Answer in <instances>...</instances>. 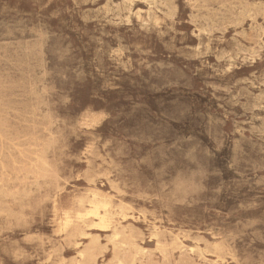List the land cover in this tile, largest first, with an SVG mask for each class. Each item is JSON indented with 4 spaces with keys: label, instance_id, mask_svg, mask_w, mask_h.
I'll return each instance as SVG.
<instances>
[{
    "label": "rangeland",
    "instance_id": "1",
    "mask_svg": "<svg viewBox=\"0 0 264 264\" xmlns=\"http://www.w3.org/2000/svg\"><path fill=\"white\" fill-rule=\"evenodd\" d=\"M5 56L44 77H0V264L264 262V0H0Z\"/></svg>",
    "mask_w": 264,
    "mask_h": 264
},
{
    "label": "bare ground",
    "instance_id": "2",
    "mask_svg": "<svg viewBox=\"0 0 264 264\" xmlns=\"http://www.w3.org/2000/svg\"><path fill=\"white\" fill-rule=\"evenodd\" d=\"M146 1V0H144ZM166 1V0H165ZM150 4V3H149ZM194 6V5H193ZM141 9V8H140ZM138 9V10H140ZM173 9V8H172ZM176 9V8H175ZM247 9V8H246ZM143 10V9H142ZM247 11V10H246ZM253 12V11H252ZM248 15V14H247ZM221 16V15H220ZM243 20V19H242ZM249 36V35H248ZM258 37V36H257ZM256 37V38H257ZM252 39V38H251ZM254 39V38H253ZM259 40V39H258ZM254 41V40H253ZM256 41V39H255ZM259 42V41H258ZM261 46V45H260ZM198 47V46H197ZM257 53V52H256ZM4 60V68L0 67V77H44V76H40V75H36L34 74V72H32V69L29 67L30 65V62L27 58H25V56L21 57V58H16V59H8L5 58L3 59ZM43 73V72H42ZM263 105V104H262ZM98 119V115L96 114H89L86 118V121L87 122H90V123H93L95 122L96 120ZM3 125L5 126V124L3 123ZM8 127V126H7ZM4 128V127H3ZM8 129L10 130L11 127H8ZM262 132H264V129H260ZM2 134V132L0 133ZM2 137V136H1ZM33 146V145H32ZM17 147V146H16ZM23 148V147H22ZM90 148V147H89ZM2 152V151H1ZM21 152V151H19ZM36 156L38 157V155L36 154ZM2 162V161H1ZM14 163H16L14 161ZM32 163V162H31ZM33 164V163H32ZM3 165V164H2ZM35 172H37L40 176H44L47 178V180L49 181V183L51 185H54L58 190H62L63 187L61 185V183L59 182L58 180V177L56 175V170L55 168L53 167V165L51 163H49L47 161V159L45 158L44 155H41L39 157V162L37 163V167L34 169ZM62 178V177H61ZM37 179V178H36ZM39 179V178H38ZM23 180V179H22ZM23 183V182H22ZM26 183V182H25ZM199 184V182H196L195 180L191 179V178H182L178 180L176 186L179 190L181 191H185V193L187 194L186 197L188 199H194L195 200V194H194V190L196 189L195 185L196 184ZM86 195V194H85ZM112 195V194H110ZM182 199V198H181ZM70 202H74V199H68ZM76 200V199H75ZM78 202H79V205H84V204H89V209L87 211H82V210H77L75 213L71 212V211H63L65 212L64 214V224H62V226L64 225L67 229H69L70 227L73 226V223L75 219L77 220H84L85 218L87 217H93L95 219H97V221L94 220V224H96L97 226H99L100 228H103V229H107L111 223H112V219L115 220V218H113V212H112V208H113V205H112V202L110 200V197L103 193L100 189H94L92 190L91 194L88 196V197H82V198H79L77 199ZM11 202V201H10ZM128 204V203H127ZM122 205V204H120ZM119 205V206H120ZM130 207V206H129ZM120 208V207H119ZM127 208V207H126ZM116 209V207H115ZM139 209V207H138ZM124 210H126L124 207L121 206V211L123 212ZM145 210V209H144ZM117 213V212H116ZM119 213V212H118ZM146 213V212H145ZM125 214V213H124ZM143 214V213H142ZM117 215V214H116ZM127 215H130V214H126V217ZM139 216V215H138ZM145 216V215H144ZM134 217V216H133ZM140 217V216H139ZM61 218V217H60ZM59 219V218H58ZM120 222V221H119ZM85 223V222H84ZM90 225H92L90 223ZM62 226L60 227V229L62 228ZM91 227V226H90ZM93 227V226H92ZM96 227V226H94ZM111 227V226H110ZM109 227V228H110ZM83 234V233H82ZM86 234V233H85ZM91 234V232H90ZM35 235V234H33ZM115 235H120L122 236V239L125 238V242L126 240L130 239L132 242H133V239L135 238L134 237V233L131 232V230H127L123 227H120V226H115ZM158 235V234H157ZM84 236V235H83ZM119 236V237H120ZM159 236V235H158ZM157 236V237H158ZM97 238V237H96ZM127 238V239H126ZM120 239V238H118ZM129 240V241H130ZM181 240V239H179ZM128 241V242H129ZM116 242V241H115ZM119 243V242H118ZM120 243H122V240L120 239ZM76 244V243H75ZM79 244V243H77ZM76 244V245H77ZM117 244V243H115ZM129 247L132 246L131 243H129ZM120 245V244H118ZM126 245V244H125ZM128 246V245H127ZM134 246V247H133ZM133 246H132V250H134L133 248H137L138 251L139 248L137 247V245L133 242ZM117 248V246H115ZM128 248V250L131 248ZM214 248H216L217 250H222L224 249V244L220 241L216 242L215 243V246ZM135 249V251L137 250ZM142 249V248H141ZM164 249V248H163ZM162 249V250H163ZM92 249L89 248V249H84L82 252H81V256L82 257H88V259H94L92 258ZM116 250V249H115ZM130 250V251H132ZM129 251V254L131 253ZM138 251L136 254H138ZM165 251V250H164ZM192 251H194L192 249ZM102 252V251H101ZM134 253V252H133ZM166 255H167V252H165ZM80 254V252H79ZM129 254H128V258L129 257ZM169 254V252H168ZM90 255H91V258H90ZM137 256V255H136ZM135 256V257H136ZM169 256V255H167ZM173 256V255H172ZM51 257V255H50ZM132 257V256H131ZM134 257V256H133ZM134 257V258H135ZM165 257V256H164ZM171 257V255H170ZM133 258V259H134ZM184 259H186V257H183ZM136 259V258H135ZM138 259V258H137ZM137 259H136V262H137ZM171 259V258H170ZM170 259L166 260L163 264H194L192 263L191 261H189V259L187 258V260H181V261H177V262H173L171 261ZM175 259V258H174ZM173 259V260H174ZM132 260V259H131ZM165 260V259H164ZM180 260V259H179ZM79 261V260H78ZM176 261V260H175ZM133 262V260H132ZM135 262V260H134ZM241 264H251L249 263L247 260H242L240 261ZM119 264H131L130 262V259H126L124 262L122 263H119ZM151 264H154L152 261H151ZM262 264H264V262H262Z\"/></svg>",
    "mask_w": 264,
    "mask_h": 264
}]
</instances>
